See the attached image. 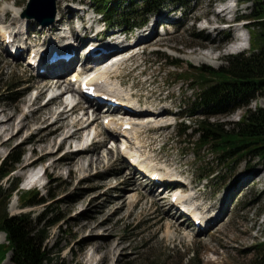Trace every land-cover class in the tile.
<instances>
[{
    "label": "rangeland",
    "instance_id": "obj_1",
    "mask_svg": "<svg viewBox=\"0 0 264 264\" xmlns=\"http://www.w3.org/2000/svg\"><path fill=\"white\" fill-rule=\"evenodd\" d=\"M30 1L0 0V19L4 18V9H10L12 12L10 20L6 22H4L5 19L3 22L0 20V42L1 32L2 34L4 32L2 29L16 26L14 24L17 23L21 13L26 14L28 11ZM72 1L61 0L58 8L62 6L67 11V6ZM82 1L88 6L89 12L86 15L79 13V18H71L70 23H75L77 27L81 24L77 19H86L93 16V10L102 11L103 9L97 0ZM101 1L107 2V0ZM117 1V6L123 7L134 0ZM234 1H222V4L227 2V5L234 6H232L234 12L226 13L221 11L223 6L218 3L219 0H192L184 7L171 3L165 4L158 14L163 16L177 14L178 21L168 16L167 21L164 22L165 25L156 28L155 39L137 50L132 49L131 53L127 52L130 54L140 52L141 56L140 53H136L137 56L133 57L134 59L121 64L120 77L117 76V84L122 85L121 81L126 83L124 91H127L123 92L125 95L132 90L136 93V102L140 99V102L148 109L157 108V112H154L155 109L151 110L153 111L151 115L164 112L159 116L140 118L139 122L147 127L143 129L146 132L141 136L144 150L142 151L146 156L155 159L159 167L164 169L170 166L171 169H165L167 173H179L185 177L181 187L192 182V185L188 184L187 191H191L190 195L196 198L194 206L199 207L203 214L209 216L222 214L212 230L198 233L191 225L190 227L187 224L184 227L181 226L180 231L170 226V223L180 225L184 221L174 216L166 193L156 189L152 192L143 182L137 181L136 177L134 184L133 176L130 175L133 172H128L129 165L125 163V160L123 161L116 147L117 139L114 141L111 137L108 138V134L104 131L101 120L108 116L105 111H97L100 112L101 120L97 122L98 136L94 137L92 142L107 139L103 153L111 158L112 155L108 152L112 150V158L100 164L99 167H89L86 163L85 168L79 166L73 168V171L65 165V162L57 166L58 168L49 167L44 180L47 185L44 188L33 189L39 190L40 197L47 199L45 205L22 208L19 197L29 191L22 188L27 173L22 168L31 159L42 156L45 151V144L37 141L39 136H44L49 128L53 129L55 126L62 125L63 121L53 123L54 118L44 124L41 121H33L24 128L23 134L16 140L0 147L1 160L7 158L9 154L21 155L17 169L11 175V181L14 178L20 179V186L9 200L8 212L11 215L32 212L33 218L36 219L49 207L51 220L57 218L59 222L50 229L47 245L50 249L56 248V251L61 249L64 264H90L88 260L92 255L94 259H103V251L94 253L92 250L88 255V242L83 241L90 232L88 226L94 223H101L95 232L97 236L95 239L99 240L100 244L108 239L106 234L112 232L115 234V240L118 239L124 248L118 252L116 249L105 264H255L256 261L259 262L264 258V252L258 249V245L264 243V160L248 155L234 162H225L220 153L213 152L210 148L198 149L196 152L191 150L189 142L199 138L195 132L196 122L203 117V110L197 111L194 116L190 113L200 87L181 78V72H186L190 65L198 69L210 67L217 70L226 64V58L250 54V48L224 54L225 48L237 34H246L247 39L250 34L251 40L253 32L261 30L254 19H249L248 29L242 25L228 26L234 22L232 20L236 16H250L255 9L252 2L241 0L240 5L235 7ZM55 3L57 11V0ZM41 9V4L33 5L31 12L40 13ZM68 11L66 14H69ZM27 14L30 15V12ZM136 17L140 18V15L136 14ZM95 19L98 21L102 17L98 14ZM149 20L151 24L156 17L152 15ZM67 27L68 24L61 30L62 34ZM114 29L126 32L131 30L130 26L119 24H115ZM51 35L55 37L52 41L61 43V40L57 39L58 34ZM38 37L39 39L31 37L29 43L33 44L35 39L40 42L50 40L49 36L38 35ZM202 57L205 59L202 60ZM173 61H180V68L169 66ZM47 78L35 77V74L25 67L22 58L12 59L10 52L0 45V110L6 109L8 112L15 113L18 121L24 119L25 114L30 115L40 104H43L44 100L41 99L33 105L35 99L32 98L37 89L27 88ZM73 88L75 91L69 97L77 99L78 86L75 85ZM260 106H264V97L253 99L249 107L237 108L232 112L210 119L208 117V119L211 123L224 125L230 129L240 121L248 109L256 110ZM89 110V115L95 112L91 106ZM78 115L76 113L70 119H76ZM44 126L49 128L39 134L38 132ZM32 134L36 135L34 142L30 141L32 144L27 142L21 144L25 137ZM85 135L84 142H88V132ZM61 138H63L61 133L51 135L50 139L54 140L51 150L56 152ZM60 145L63 146L62 152L66 153L70 150L69 141L65 144L61 141ZM71 147H79V144L74 142ZM32 151L34 153H31ZM62 152L58 154L56 152L53 157L44 158V166L50 165L53 159L61 158ZM124 165L126 168L123 169ZM114 169L122 170V173L125 170L127 172L122 175L108 174V171L111 172ZM210 173L214 175V179H203ZM133 175L135 176L134 173ZM243 178L248 181L241 180ZM129 180L133 181L129 182ZM11 181L7 178L2 183L8 188ZM239 181L245 183L242 182V184ZM185 182L188 183L185 184ZM238 182L244 187H235ZM136 185L138 190L135 189ZM128 187L131 188L127 190ZM150 192L159 204H154L149 197L148 200H140L142 196H147L145 194ZM14 203L16 208L12 207ZM4 235L0 232L1 243L6 242ZM11 257L9 254L2 264H14Z\"/></svg>",
    "mask_w": 264,
    "mask_h": 264
},
{
    "label": "trees",
    "instance_id": "obj_2",
    "mask_svg": "<svg viewBox=\"0 0 264 264\" xmlns=\"http://www.w3.org/2000/svg\"><path fill=\"white\" fill-rule=\"evenodd\" d=\"M244 1L255 5L252 14L244 18L254 19L261 28L251 35L250 54L226 58V64L217 70L190 65L186 72H181V78L200 87L190 108L191 116L203 110L202 119L196 122L195 132L199 138L189 142L190 149L196 152L210 148L220 153L225 162L248 155L264 160V106L248 109L230 129L209 120L237 108L249 107L253 99L264 97V0ZM108 2L102 3V12L109 23L121 20L123 24L138 25L167 2L184 6L191 0H136L123 7L117 6L116 0L109 2L110 5ZM136 14H140V18ZM180 64V61H173L169 65L180 68ZM20 161V154L0 159V232L6 234V242H0V264L9 254L14 264H64L61 249L58 252L47 245L50 229L59 222L57 218L51 220L49 207L36 219L32 212L16 215L8 212L9 200L20 186V179L11 181ZM212 176L210 173L207 177L213 179ZM7 178L11 181L8 188L2 183ZM40 195L39 190L23 193L19 197L22 208L47 204V199ZM258 249L264 252V243L258 245ZM255 264H264V258Z\"/></svg>",
    "mask_w": 264,
    "mask_h": 264
},
{
    "label": "bare ground",
    "instance_id": "obj_3",
    "mask_svg": "<svg viewBox=\"0 0 264 264\" xmlns=\"http://www.w3.org/2000/svg\"><path fill=\"white\" fill-rule=\"evenodd\" d=\"M63 2V1H62ZM61 3V0H57V13H58V18L56 20V22L51 26L49 32H51V34H58L57 38H65L63 36H61L59 33L61 32V30L63 29V27L65 26V24H69V28L71 31L74 32L73 27L75 28V26L73 25L74 23H70L72 22L71 18H79V13L81 12H77L75 11L70 5L67 6V11L69 8V14H66L67 11H65L62 6L60 8H58V4ZM61 5V4H60ZM232 9V11H231ZM228 7L224 10L223 13H226L228 11L233 12V8ZM64 10V11H63ZM89 11V10H88ZM4 16L7 17H11L12 16V12L10 9H4ZM69 15V16H67ZM4 18H1L0 20H2L3 22ZM157 21L162 22L165 25V21H167V16H163V15H158L157 16ZM18 22V20L16 21ZM15 22V23H16ZM73 26V27H71ZM147 30H145L146 33ZM120 32H115L112 37H116L117 34H119ZM144 32L141 33L139 35V37L137 38V43H140L141 45H144L146 43H150L153 39H155L156 37L152 34L148 37ZM50 34V35H51ZM3 37H5V31L3 32ZM153 35V37H152ZM242 34L240 33L237 34L234 38L233 41H231L227 47L224 50V54L227 53H236V52H240V51H244L246 49L250 48V44H247L244 37L241 36ZM231 36V35H229ZM111 38V37H110ZM84 41L83 40H78V45H81V43ZM161 42V41H160ZM98 43V41H97ZM113 41L109 42L106 41V43H100L98 45H101L103 48H107V53H105L103 55V63H99L98 68H100V66L106 65L108 62L111 61L112 58L116 57L117 55H122L123 53H116L117 48H119L117 45H113ZM133 46V45H132ZM132 46H127L126 48H129L126 50V52H131V50H135L137 49L136 47H132ZM116 50V51H115ZM16 52H11L10 56L14 57L13 54ZM136 53H140V52H133L132 56L130 59H132L133 57L137 56ZM141 56V53H140ZM137 58V57H136ZM134 59V58H133ZM205 58L202 57V60H204ZM129 60H127L126 62H128ZM124 62H120L119 64V68L123 65ZM122 64V65H121ZM73 65V62L70 61L67 64L63 63L61 61V63L57 64V65H51L50 63L47 64L48 69H46L45 76H47V79H44L40 82H37L36 84L30 85L27 89H37L38 90V96L37 98H35V100H33V105L37 104L38 101H40L41 99L43 100V98L50 93V95H52L51 99L43 104H40V106H38L35 110H33L31 112V114H25L24 119L18 121V118L16 117L15 113H11L8 112L6 109H2L0 110V147H4L7 144H9L10 142L16 140L20 135L23 134L24 132V128L27 127L31 122L35 121H41L43 124L47 123L50 119H55L53 123H57V122H62V125H58L55 126V128L50 129L49 126H44L41 128L40 132H38L39 134H41L45 129H48V131L45 133L44 136H39V138L37 139L38 142H42L45 144V149H44V145H42L43 149L45 151H43L42 156L38 157L37 160L32 161L33 159H31L29 162H27V164L23 165V170H25L26 172H28V170L30 168H32L34 166V164L37 161H44L43 159L46 157H53L56 152L55 150H51L50 148H52V146L54 145V140L52 141L50 139L51 135L53 134H59L61 133V135L63 134V138H61L62 144H65L69 141V145H70V152L68 151L67 153H65L61 158L58 157V159H53V161L50 163V165H47V170L49 169V167H59V165H61L63 162H65V165H68L70 170L73 171V168H77L79 166H83V168H85V164L87 163L89 167L91 166H96L99 167L100 164L106 163L108 162L112 156H113V151H109L108 154H111V158L106 156L103 152L104 148H105V143L108 142L107 139L104 140H98V141H93L94 137L98 136V133L96 132V128H94V126H97V122L99 120H101V115L97 112L99 111V108L95 110V112L93 113L94 115L91 117V115H89V105L85 106V103L81 100L76 107L73 110H69L68 109V102L65 103V100L67 99V101L70 99V94L75 91V89L73 88L74 86L69 83L67 81V76L63 75L65 72L64 70L67 69L68 67H71ZM76 66H79L78 64ZM82 68L79 67L78 70L83 69V66L81 65ZM64 72V73H63ZM74 72H77L76 69H74ZM59 73H62L59 74ZM117 76L118 74L116 73V75L112 76L111 73L108 74L107 76H105V78L107 79V81H110L111 87L112 89H114L115 86H117L118 91L121 92V89H119V84H117ZM120 77V76H118ZM123 84V87L126 86V83L124 81H121ZM122 91V92H126ZM77 92V91H76ZM78 93V92H77ZM128 94V95H127ZM133 95L134 97H136V93H133V91L131 90L129 93H126V96H129V100L132 101V99L130 98V96ZM137 98V97H136ZM33 99V98H32ZM31 99V100H32ZM138 101H135V104H143L142 102H140V99H137ZM32 102V101H31ZM135 108V107H133ZM154 109H148L147 108H143L140 115H135V114H130L128 112H120L118 109H115L114 111H107L108 116H110L112 118V121H114L116 123L117 126H123V120L125 119H130L133 121H137L135 122V128L134 130L130 133V135H133V137L131 138V140H134L133 145L135 146V148L142 153L143 150V145L141 142V136L146 132L143 129L147 128L146 125H144L143 123H140L139 121L140 118H146V116H159L162 115L163 113L161 112V114H156V115H151L154 110V112H157V108L153 107ZM121 110V109H120ZM167 111V110H166ZM78 113V117L76 119H70L71 116H73L74 114ZM81 114L83 115L81 117ZM137 114V113H136ZM3 116V117H2ZM88 118V119H87ZM138 118V119H137ZM104 120V118H103ZM88 123V125H87ZM73 129V130H72ZM94 130L95 134L93 137L90 136V134L87 135L88 140H90V144L87 147H82L83 142L85 141L84 138H86V133L90 130ZM108 132V131H107ZM9 134V135H8ZM96 135V136H95ZM35 134H32L30 136L25 137L22 141L21 144L24 143H30L32 144V142H34V138H35ZM116 133H111L108 132V138L111 137L112 140L114 139H118ZM126 136H129L128 134H126ZM113 137V138H112ZM135 138V139H133ZM36 139V138H35ZM32 141V142H30ZM60 141V143H61ZM115 141V140H114ZM74 142H77L79 144V148L76 150V152L73 151V148L71 147V145L73 146ZM81 144H80V143ZM59 143V149L63 146H61ZM36 145V144H34ZM41 146V145H38ZM116 147L119 149L118 147V142L116 144ZM37 148V147H36ZM72 148V149H71ZM50 149V150H49ZM33 151L35 152L36 149L34 148ZM31 153H34V152ZM120 155L123 158V161L126 160L124 154L119 150ZM58 154V152H57ZM144 158L148 161L149 164H153L155 165V163L153 162V160H151L148 156H144ZM156 161V160H155ZM125 162V163H126ZM57 167V168H58ZM168 167V166H167ZM88 168V167H87ZM126 168V166L124 165L123 169ZM77 170V169H76ZM122 170H115L114 171H108V174H125L127 171L125 170L123 173L121 172ZM131 176H133V180H134V184H135V176L133 175V173H130ZM137 179V178H136ZM133 180H129V182L133 181ZM143 181V179H137V181ZM245 182H247L248 180H244L241 179ZM242 181V182H243ZM38 179L34 176H31L28 181L26 182V185L29 186H35L37 185ZM128 182V180H127ZM182 182V181H181ZM241 182V181H239ZM237 185H235V187H244V186H240L241 183H239ZM243 182V183H245ZM188 183V182H185ZM242 183V184H243ZM189 186L190 184L192 185V182L188 183ZM188 184H186V186L181 187V183H178V181H176V183H174L173 186V190H182V191H186L188 189ZM247 185V184H246ZM142 186V185H141ZM131 187H128L127 190H129ZM151 188L154 190V186H151ZM192 188V187H191ZM135 189H139L138 186H135ZM193 189H195V187H193ZM152 190V192H153ZM147 196H142L140 200H148L149 198H152V202L154 204H159V202H157V199H155V197H153V195L151 194V192L149 194H145ZM230 197H232L230 195ZM165 199V198H164ZM13 208H16V205L14 203V205H12ZM122 208V206H121ZM223 212V211H222ZM220 217H222V214H218V215H214V216H209L208 219L211 223H215V221L219 220ZM104 223V222H102ZM172 227L176 228L179 230V228L181 226H186L185 224H187V226L190 227V224L188 222V220H185L183 222V224L180 225H172V223H170ZM100 224H90L88 226L89 228V234L87 235L88 237L84 238L83 241L86 243L88 242V246H89V251L87 252V254L89 255L90 251H94L95 252H100L103 251L104 252V256L103 259H94L93 255L92 257H90V259L88 260L90 262V264H105V261L111 258V255L115 252V250L117 249L118 251L123 250L124 248H122V244L121 242L117 239V241L115 240V234L112 232H109L108 235V239L104 240L103 243H99V240H96L95 238H97V236H95V232H97V229L100 227ZM169 225V224H168ZM188 227V228H189ZM213 228V227H212ZM181 229V228H180ZM180 231V230H179ZM5 236V235H4ZM92 239H94L92 241ZM83 242V243H84ZM86 244V245H87ZM87 247V246H86Z\"/></svg>",
    "mask_w": 264,
    "mask_h": 264
},
{
    "label": "water",
    "instance_id": "obj_4",
    "mask_svg": "<svg viewBox=\"0 0 264 264\" xmlns=\"http://www.w3.org/2000/svg\"><path fill=\"white\" fill-rule=\"evenodd\" d=\"M41 4L42 10L45 13V17L42 18L40 13L31 12L33 5ZM29 12L30 16L37 17L41 19V21L46 24L50 25L53 24L55 21V15H56V3L55 0H43L40 2V0H31L29 3ZM43 13V12H41ZM48 16V18H46Z\"/></svg>",
    "mask_w": 264,
    "mask_h": 264
}]
</instances>
